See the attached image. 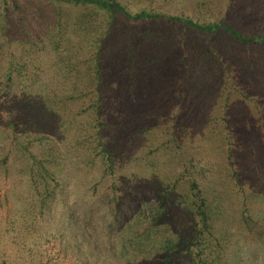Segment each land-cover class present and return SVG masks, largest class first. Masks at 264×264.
Returning a JSON list of instances; mask_svg holds the SVG:
<instances>
[{
    "label": "rangeland",
    "instance_id": "1",
    "mask_svg": "<svg viewBox=\"0 0 264 264\" xmlns=\"http://www.w3.org/2000/svg\"><path fill=\"white\" fill-rule=\"evenodd\" d=\"M114 1L264 37V0ZM195 195L209 229L180 264H264V45L0 0V264H158Z\"/></svg>",
    "mask_w": 264,
    "mask_h": 264
},
{
    "label": "trees",
    "instance_id": "2",
    "mask_svg": "<svg viewBox=\"0 0 264 264\" xmlns=\"http://www.w3.org/2000/svg\"><path fill=\"white\" fill-rule=\"evenodd\" d=\"M60 2H66L71 4H84V5H94L100 9H103L107 11L110 14V17L113 18L115 15H120L121 17H124L126 19L130 20H163L166 21L168 24H182L187 27H190L191 29L203 33V34H209V35H215L217 33H222L225 35H228L229 37L235 39L236 41L244 44H257V45H264V37L258 36V35H249L245 36L240 32L235 31L231 27L220 23L215 22L212 24H198L197 22L192 21L188 17L178 16V15H169L164 13H153V12H146V11H140L134 14H131L126 10V8L119 2L114 0H56ZM95 73L97 75L98 73V67L94 66ZM95 75V78H97ZM92 106L95 108L98 107L97 99L93 100ZM97 112V110H96ZM96 142L97 146L101 147L100 140L96 136ZM22 150H25L23 148ZM102 151H105L103 148H101ZM29 159H31V167H30V174L31 178L34 180L35 185H39L42 188V192L45 195H48V187H49V181H51L54 176L51 173L50 170H48L46 167H44L41 162L36 161L34 157L30 154ZM37 178V179H36ZM172 189V187H171ZM165 190L164 194L161 193L160 190L156 192L157 196L160 197L161 200H164V197L166 194L169 195L170 190ZM196 199L198 200V204L195 206L194 202L193 205H191L189 208L186 207V210L189 211L190 214L196 215L199 217L200 220V229L193 233L185 234L186 237L183 239L177 240V242H166L163 245L162 249V256L160 259V263L158 264H180V256H184L183 254H187L186 258H192V246L195 244H198V238L200 236L204 235L202 234L203 231L208 232V227L206 225L207 217L204 211V201L202 198L198 195H195ZM43 200H40V206L43 207ZM162 202L159 201V204ZM163 205H160L162 207ZM197 242V243H196ZM199 255V254H197ZM199 264H214L212 260L209 259H200Z\"/></svg>",
    "mask_w": 264,
    "mask_h": 264
}]
</instances>
